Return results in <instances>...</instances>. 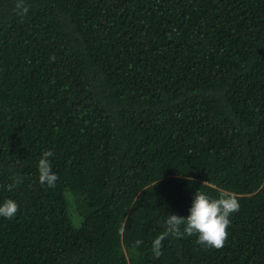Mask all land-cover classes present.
<instances>
[{
	"label": "trees",
	"instance_id": "trees-1",
	"mask_svg": "<svg viewBox=\"0 0 264 264\" xmlns=\"http://www.w3.org/2000/svg\"><path fill=\"white\" fill-rule=\"evenodd\" d=\"M24 3L0 0V264H264V0ZM196 191L237 197L224 246L154 258Z\"/></svg>",
	"mask_w": 264,
	"mask_h": 264
},
{
	"label": "clouds",
	"instance_id": "clouds-1",
	"mask_svg": "<svg viewBox=\"0 0 264 264\" xmlns=\"http://www.w3.org/2000/svg\"><path fill=\"white\" fill-rule=\"evenodd\" d=\"M15 8L17 14L21 16L29 11L24 0H16ZM50 60L54 61L55 57H50ZM53 155L51 150H46L38 162L39 182L49 187H55L58 180L48 159ZM20 182L21 178L17 177L15 183ZM7 187L11 191L13 184ZM239 208L237 197L227 192H221L218 199H211L205 193L196 191L187 217L170 214L165 220V231L152 241L151 251L154 258L158 259L162 255V242L170 235L173 237H181L184 234L195 235L197 243L205 248H222L228 237L226 229L231 223L229 217L232 213L239 211ZM18 211L19 205L12 199H7L0 204V217L12 219ZM181 225H183V232H181ZM135 243L139 245L142 241L137 240Z\"/></svg>",
	"mask_w": 264,
	"mask_h": 264
}]
</instances>
